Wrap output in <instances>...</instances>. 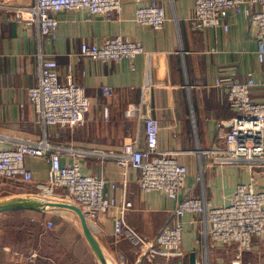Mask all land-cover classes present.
<instances>
[{
  "label": "crops",
  "instance_id": "crops-1",
  "mask_svg": "<svg viewBox=\"0 0 264 264\" xmlns=\"http://www.w3.org/2000/svg\"><path fill=\"white\" fill-rule=\"evenodd\" d=\"M0 1L32 4L35 0ZM150 1L121 0L120 11L111 19L90 15L85 9L59 11L53 39L38 35L34 27L7 20L0 9V148L44 136L64 147L60 152L62 164L77 162L84 173L108 180L109 196L118 202L124 198L132 202L126 221L146 239H154L162 228L172 225L178 199L204 195L214 206L225 205L230 203L236 184L248 182L264 192V166L221 162L216 154L205 152L224 148L223 124L233 114L222 101L220 89L213 86L217 77L243 79L252 72L258 84L251 97L264 101V63L257 59V41L246 6L240 13L223 11L220 25L204 27L194 16L195 0H159L166 21L158 32L140 27L134 20L136 7ZM112 35L141 43L147 53L132 61L91 60L80 54L81 42L100 43ZM38 52L57 61L61 82L70 77L85 87L90 109L82 125L43 126L37 119L28 87L37 81ZM103 85L112 87L111 95L101 93ZM150 116L159 121L158 148L176 152V160L187 167L178 199L161 190L142 191L139 172L132 167L125 170L124 181V169L116 161L115 155L124 144H145V119ZM25 166L32 173L29 180L0 175V200L31 196L73 202L61 199V189L48 191V196L39 193L43 190L38 184L47 178L46 159L26 157ZM115 214L116 209L100 214L91 227L108 264H173V259L164 256L138 255L129 241L114 240ZM47 220L52 221L50 228L45 225ZM182 222L184 254L178 264H191V253L197 264H232L237 255L235 244L214 243L206 237L203 215L185 213ZM48 233L54 236V253L59 255L63 250L71 262L100 264L83 235L77 213L66 207L0 213V264H19L14 254H24L30 247L38 251L35 264H58L46 253L51 251L50 244H43ZM262 248L255 240L253 249L242 254V264H264Z\"/></svg>",
  "mask_w": 264,
  "mask_h": 264
},
{
  "label": "built area",
  "instance_id": "built-area-1",
  "mask_svg": "<svg viewBox=\"0 0 264 264\" xmlns=\"http://www.w3.org/2000/svg\"><path fill=\"white\" fill-rule=\"evenodd\" d=\"M255 8L252 9V6ZM121 0H35L32 4H13L0 1V9L7 20L34 27L38 35L53 39L58 19L56 13L62 10L85 9L90 15L99 14L111 19L121 9ZM246 6L252 33L257 41V59L264 63V0H195L194 16L204 27L222 23L223 11L240 13ZM134 20L140 27H150L158 32L163 30L166 16L159 0L140 3L134 13ZM227 29V26L224 25ZM79 52L91 60L132 61L147 52L137 41L121 35H112L100 43H80ZM38 77L28 87V97L37 119L43 126L54 125L73 128L82 125L90 109V99L85 87L70 77L61 82L57 61L53 57L37 53ZM70 70V68H69ZM253 73L243 79L221 75L213 86L220 89L221 99L232 109L233 114L223 124L221 138L224 148L205 151L216 154V160L227 163H254L264 166V101L257 102L251 97V90L257 85ZM264 90V80L261 81ZM112 87L103 85L101 93L111 95ZM108 109L104 107V116ZM159 121L150 116L145 119V144L136 147L124 144L115 155L117 163L124 169L132 167L139 172L138 183L144 192L161 190L172 199H178L185 186L187 167L175 158L176 152L158 148ZM64 147L52 144L45 136L38 141H20L15 145L0 148V175L5 178L29 180L32 173L25 166V158H44L49 162L47 178L39 183L43 191L60 192L61 199L77 203L91 229L98 216L116 209L113 219L114 240L129 241L138 255H160L178 259L182 250L183 222L185 213L203 215L204 234L214 243L236 246L237 255L232 264H242V254L253 249L254 241L262 245L264 253V192L256 190L251 182L236 184L230 203L214 206L204 196L178 199L173 212L172 225L162 228L154 239H146L126 221V212L132 202L106 193L108 180L102 176L84 173L77 162L62 164L60 152ZM113 187L114 184L111 183ZM46 227L52 221H46ZM14 261L19 264H35L38 252L30 248L26 253H15ZM194 264H197L195 261Z\"/></svg>",
  "mask_w": 264,
  "mask_h": 264
},
{
  "label": "water",
  "instance_id": "water-1",
  "mask_svg": "<svg viewBox=\"0 0 264 264\" xmlns=\"http://www.w3.org/2000/svg\"><path fill=\"white\" fill-rule=\"evenodd\" d=\"M66 207L73 209L79 218L83 235L90 246L95 257L100 264H108L104 251L102 250L100 243L91 231L80 207L73 202L62 201V200H40L35 197L29 196H13L6 199L0 200V213L17 210V209H33L39 212H43L48 209ZM190 262L194 264V254H190Z\"/></svg>",
  "mask_w": 264,
  "mask_h": 264
},
{
  "label": "rangeland",
  "instance_id": "rangeland-1",
  "mask_svg": "<svg viewBox=\"0 0 264 264\" xmlns=\"http://www.w3.org/2000/svg\"><path fill=\"white\" fill-rule=\"evenodd\" d=\"M41 195H47L49 194V192L46 190V191H40L39 192ZM44 193H47V194H44ZM43 244H50V248H51V251H46V253L49 255L51 261L52 260H55V262H58V264H87L85 261H73L71 262L68 258H67V255H69V253H67V251H61L58 255L57 252L54 253V236L50 233H48V235H46L44 237V243ZM30 248H36V247H30ZM37 249V248H36ZM38 252V251H37ZM58 259V260H57ZM71 262V263H70ZM90 264V263H88Z\"/></svg>",
  "mask_w": 264,
  "mask_h": 264
}]
</instances>
